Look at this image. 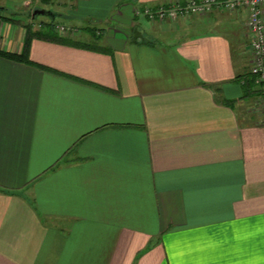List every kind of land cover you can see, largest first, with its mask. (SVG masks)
Segmentation results:
<instances>
[{
    "label": "crops",
    "instance_id": "obj_1",
    "mask_svg": "<svg viewBox=\"0 0 264 264\" xmlns=\"http://www.w3.org/2000/svg\"><path fill=\"white\" fill-rule=\"evenodd\" d=\"M187 1L0 0V51L98 47L0 55V264H264L248 12L145 14Z\"/></svg>",
    "mask_w": 264,
    "mask_h": 264
},
{
    "label": "built area",
    "instance_id": "obj_2",
    "mask_svg": "<svg viewBox=\"0 0 264 264\" xmlns=\"http://www.w3.org/2000/svg\"><path fill=\"white\" fill-rule=\"evenodd\" d=\"M215 10L248 12L247 37L250 40L251 60L248 74L262 89L264 95V0H189L185 4L175 3L162 6L156 11L145 10L152 20L178 21L191 16H205ZM6 13L0 9V21ZM56 32L62 37H74L77 30L71 27L58 26Z\"/></svg>",
    "mask_w": 264,
    "mask_h": 264
},
{
    "label": "trees",
    "instance_id": "obj_3",
    "mask_svg": "<svg viewBox=\"0 0 264 264\" xmlns=\"http://www.w3.org/2000/svg\"><path fill=\"white\" fill-rule=\"evenodd\" d=\"M2 10L5 13L7 12V9H2ZM28 18L32 19L33 16H29ZM7 19H8L7 17L4 18V20H7ZM4 20L0 21V27H1V22ZM26 27H27V30H26V34H25V45H24L23 52L20 55H16V54H11L8 52L0 51V55L4 56L6 58H9V59L16 60V61L28 62L29 61V56H28L29 46H30V42L33 38L47 40V41L65 44V45H75V46H80V47L82 46V47H88V48H92V49L98 48L96 45H93V44L90 45V44L79 43V42L75 41L72 37L60 36L56 32L57 26L52 21L51 22L49 21L47 24H45L44 27L42 29H40L39 31H34L33 29H31V26L29 24L26 25ZM44 28H48V31L44 30ZM99 49H101V48H99Z\"/></svg>",
    "mask_w": 264,
    "mask_h": 264
},
{
    "label": "rangeland",
    "instance_id": "obj_4",
    "mask_svg": "<svg viewBox=\"0 0 264 264\" xmlns=\"http://www.w3.org/2000/svg\"><path fill=\"white\" fill-rule=\"evenodd\" d=\"M29 15H30V13H28V14H26V15H24V18H23V20L26 22L27 21V23H29L28 21H30V18H28L29 17ZM9 15L8 14H6V17L7 18H9L8 17ZM22 17H23V15H21ZM36 20H38V21H50L51 22V20L50 19H48L47 17H44V16H40V17H37V19ZM54 24L55 25H58V26H65V27H67V26H69V22L67 21V20H64V19H62V18H56L54 21ZM3 24H7V22L4 20V21H2L1 22V26L3 25ZM57 26V27H58ZM25 28V33H26V30H27V27H24ZM68 28V27H67ZM31 29H33V28H31ZM34 30V29H33ZM44 30H46V31H48V28H44ZM84 35V36H83ZM85 35L88 37L90 34L89 33H87L86 31H84V30H81L80 32H79V34H76V36L77 37H79V36H83L82 38V40L84 41V37H85ZM69 37H71V36H69ZM249 65H248V68L250 69V63H248ZM249 69H248V72H249ZM250 76H248V78H249ZM257 108H258V110L260 111V112H263L264 111V102L262 103V105L260 104V105H258L257 106Z\"/></svg>",
    "mask_w": 264,
    "mask_h": 264
},
{
    "label": "water",
    "instance_id": "obj_5",
    "mask_svg": "<svg viewBox=\"0 0 264 264\" xmlns=\"http://www.w3.org/2000/svg\"><path fill=\"white\" fill-rule=\"evenodd\" d=\"M1 9V8H0ZM39 16H47V17H53L51 12L49 11H46V10H36L34 13H33V17H39ZM55 18L53 17L52 20H54Z\"/></svg>",
    "mask_w": 264,
    "mask_h": 264
}]
</instances>
